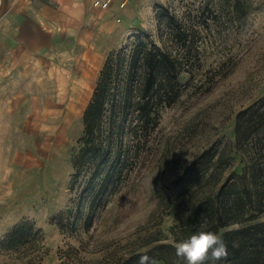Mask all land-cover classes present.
Here are the masks:
<instances>
[{"label":"rangeland","instance_id":"obj_1","mask_svg":"<svg viewBox=\"0 0 264 264\" xmlns=\"http://www.w3.org/2000/svg\"><path fill=\"white\" fill-rule=\"evenodd\" d=\"M129 1L127 14L99 39L92 34L88 47L79 40L49 46L42 35L36 60L0 71V240L23 220L40 229L38 244L24 254L0 250V264H127L170 243L178 203L167 201L171 180L205 148L233 142L238 113L264 103V0ZM156 6L200 32L195 70L179 76V97L160 110L146 142L125 128L115 145L123 166L114 184L97 194L100 176L88 184L91 170L84 169L71 185V158L99 70L111 51L138 40L160 46L166 32ZM89 43L100 65L87 63Z\"/></svg>","mask_w":264,"mask_h":264},{"label":"trees","instance_id":"obj_2","mask_svg":"<svg viewBox=\"0 0 264 264\" xmlns=\"http://www.w3.org/2000/svg\"><path fill=\"white\" fill-rule=\"evenodd\" d=\"M155 18L166 32L160 31V46L138 40L105 58L82 113V135L71 158V185L84 169L91 170L88 184L100 176L97 194L114 184L113 176L118 178L123 166L115 145L124 139L125 128L133 139L146 142L160 110L179 97V76L195 70L200 32L163 6H156ZM243 147L248 152L241 153ZM237 155L240 159L233 167ZM170 184L167 201L178 200L176 222L168 230L171 242L135 253L127 264H137L145 253L156 264H186L175 256L173 243L199 231L215 232L227 244V259L216 264H264V222L258 221L264 213V103L239 112L234 141L202 150ZM156 194L161 202L163 195L159 190ZM89 224L88 219L84 228ZM38 234L40 229L32 223L20 221L0 240V250L24 254L38 244Z\"/></svg>","mask_w":264,"mask_h":264},{"label":"crops","instance_id":"obj_3","mask_svg":"<svg viewBox=\"0 0 264 264\" xmlns=\"http://www.w3.org/2000/svg\"><path fill=\"white\" fill-rule=\"evenodd\" d=\"M103 1L0 0V71H5L10 64L36 60L32 55L37 56L44 48L39 38L42 35L50 41L49 46L54 45L53 41L70 40L73 47H76L75 40H79L78 46H86L94 33H100L99 39L101 33L114 24L116 16L128 12V8L119 9L116 3L105 9L94 6L95 2ZM61 46L70 45L62 43ZM96 50V46L90 44L87 51L91 52V57L87 63L98 61L100 65ZM2 108L5 111V105Z\"/></svg>","mask_w":264,"mask_h":264},{"label":"clouds","instance_id":"obj_4","mask_svg":"<svg viewBox=\"0 0 264 264\" xmlns=\"http://www.w3.org/2000/svg\"><path fill=\"white\" fill-rule=\"evenodd\" d=\"M175 256L186 262V264H211L226 260L228 247L221 235L212 231H199L193 233L189 238L174 242ZM137 264H156L149 255L139 256Z\"/></svg>","mask_w":264,"mask_h":264},{"label":"built area","instance_id":"obj_5","mask_svg":"<svg viewBox=\"0 0 264 264\" xmlns=\"http://www.w3.org/2000/svg\"><path fill=\"white\" fill-rule=\"evenodd\" d=\"M113 2L117 4L119 9H123L126 5L127 0H105L103 2H95L94 6H100L101 8L105 9L109 7V5L112 4Z\"/></svg>","mask_w":264,"mask_h":264}]
</instances>
